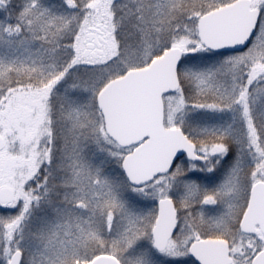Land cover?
<instances>
[{
  "label": "snow or ice",
  "instance_id": "snow-or-ice-1",
  "mask_svg": "<svg viewBox=\"0 0 264 264\" xmlns=\"http://www.w3.org/2000/svg\"><path fill=\"white\" fill-rule=\"evenodd\" d=\"M0 264H264V0H0Z\"/></svg>",
  "mask_w": 264,
  "mask_h": 264
}]
</instances>
